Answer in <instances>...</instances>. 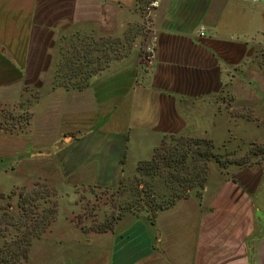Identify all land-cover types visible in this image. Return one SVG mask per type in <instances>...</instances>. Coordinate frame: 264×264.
<instances>
[{"label":"crops","instance_id":"crops-1","mask_svg":"<svg viewBox=\"0 0 264 264\" xmlns=\"http://www.w3.org/2000/svg\"><path fill=\"white\" fill-rule=\"evenodd\" d=\"M151 2L145 62L136 0H0V111L26 115L24 131L0 118L1 164L51 158L71 187L113 190L165 136L235 157L264 143V0ZM262 179L211 164L199 193L156 212L94 229L64 216L31 264H264Z\"/></svg>","mask_w":264,"mask_h":264},{"label":"rangeland","instance_id":"rangeland-1","mask_svg":"<svg viewBox=\"0 0 264 264\" xmlns=\"http://www.w3.org/2000/svg\"><path fill=\"white\" fill-rule=\"evenodd\" d=\"M138 7L142 15V22L135 29L136 36L133 38L142 43L141 53L143 54L144 48L150 44V17L148 13L150 8L144 14V3L140 2ZM69 81L72 80L69 79ZM73 82L74 80L71 83ZM81 82L83 83V80ZM8 117H15L16 119L21 117V126L18 128L21 131L26 129L24 112H14L9 109L0 111L1 119ZM1 126L4 130L10 129L7 126L4 127V123ZM174 145L173 141L165 140V144L161 147ZM49 147L50 143L48 144ZM158 152L162 153L161 151ZM214 152L217 153L215 150ZM217 154L219 155L217 161L210 159L207 163L208 168L211 164H216L221 171L228 165L255 166L264 170V143H251L240 157L233 156L231 152ZM191 161L187 158L183 164L186 169L182 170H179L180 164L166 167L163 161L159 168L165 172L173 170L172 167H174L179 173H183L184 170L190 171L193 163ZM221 164L226 166L221 168ZM9 165L5 166L0 163V264L9 262L8 258L11 251H17V249L24 247L25 241L23 239H29L27 256L24 260L18 256L19 261L16 262L18 264H31L36 258H40L39 255L43 256L41 260L44 262L45 241L47 237H51L46 234V231L60 232L65 227L64 216L65 219H72L73 222L83 225L84 228L94 229L110 223L112 219L109 216L116 217L129 211V206H132L133 210L139 211L142 208H147L142 203L144 200L149 201L150 199L158 203L169 198L171 193L174 195L173 191L171 192L169 189L173 182L163 173L152 178L143 177V180L152 185L150 192L153 194V196L151 193L143 196L134 187L137 173L131 179H129V175H123L117 189L107 190L91 185H74L71 187L69 183H65L66 179L58 171L54 160L51 158L30 159L26 155L20 161L15 163L12 161ZM261 184L264 210V179H262ZM194 189L199 193V190ZM102 215L109 218L101 222L100 217Z\"/></svg>","mask_w":264,"mask_h":264},{"label":"trees","instance_id":"trees-1","mask_svg":"<svg viewBox=\"0 0 264 264\" xmlns=\"http://www.w3.org/2000/svg\"><path fill=\"white\" fill-rule=\"evenodd\" d=\"M151 1L152 0H136L137 4L140 2L144 3V14L150 8L149 4ZM81 80H83V83ZM84 80L86 79H78L71 83L69 79H67L68 84L78 87L84 85ZM165 140L173 141L175 145L171 147H161L165 144ZM192 145L194 147H191ZM200 146H203V148H200ZM158 151H161L162 153ZM218 156L219 155L214 152L213 143L209 139L173 135L165 136L159 142L158 147L156 146L154 148L152 155L148 160H143L137 163L136 173L138 176L135 179L136 181H134V187L143 196L151 193L150 191L152 190V185L143 180V177L152 178L153 176H159L161 173L165 174L167 178L173 182L169 189L171 192L173 191L174 195L171 193V196L165 201L162 200L158 203L150 199L149 201H142L150 212H156L159 209L171 205L178 198L187 197L191 189L196 188L197 190H200L207 176V163L210 159H215L217 161ZM187 158L193 162L190 171L184 170L182 171L183 173H179L176 169H174V167H172L173 170H167L164 172L159 168L163 161L166 167L180 164L181 168L179 170L186 169V167H183V164ZM225 166L226 165H220L221 168ZM151 196H153L152 193ZM132 208V206H129V210ZM23 240L25 241L24 247L22 249H17V251H11L10 257L8 258L9 262L7 264H18V262H16L18 260V256L21 260L26 258L29 239Z\"/></svg>","mask_w":264,"mask_h":264},{"label":"built area","instance_id":"built-area-1","mask_svg":"<svg viewBox=\"0 0 264 264\" xmlns=\"http://www.w3.org/2000/svg\"><path fill=\"white\" fill-rule=\"evenodd\" d=\"M149 5L152 6L153 3L151 2ZM197 33L199 36L204 35V27L199 26L197 29ZM153 57H154V49H153V46L151 44H149L148 46H146L144 48V51H143L141 58L143 61L149 62L153 59Z\"/></svg>","mask_w":264,"mask_h":264}]
</instances>
